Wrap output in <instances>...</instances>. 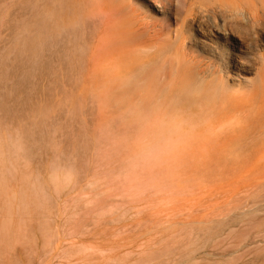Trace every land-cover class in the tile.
Returning a JSON list of instances; mask_svg holds the SVG:
<instances>
[{"label":"rangeland","instance_id":"rangeland-1","mask_svg":"<svg viewBox=\"0 0 264 264\" xmlns=\"http://www.w3.org/2000/svg\"><path fill=\"white\" fill-rule=\"evenodd\" d=\"M76 1L96 31L68 74L75 29L45 36L51 0H0V126L23 127L31 162L28 171L0 172V264H264V36L246 56L259 72L223 73L217 98L181 104L180 82L167 85L158 116L174 124L160 123L166 133L156 137L152 118L145 136L142 105L157 109L154 92L117 88L172 44L167 19L139 11L132 42L111 17L112 0ZM195 1L226 16L236 9L243 32H255L253 17L264 21V0ZM103 14L113 22L99 27ZM75 17L64 12L61 21ZM203 40L198 65L236 53L225 36L214 60L215 40ZM144 139L173 146L133 170L129 158ZM52 165L67 172L59 183L48 180ZM29 175L40 177L39 199Z\"/></svg>","mask_w":264,"mask_h":264},{"label":"bare ground","instance_id":"bare-ground-1","mask_svg":"<svg viewBox=\"0 0 264 264\" xmlns=\"http://www.w3.org/2000/svg\"><path fill=\"white\" fill-rule=\"evenodd\" d=\"M141 1L142 3L138 5L137 3H132L131 0H128V2L126 0H112L113 3H116L117 10L111 17L116 19V21L120 20L123 25L125 24L128 26L126 33L132 42H137L141 33V25L138 23L137 18L141 16L142 13L139 11L142 12L143 10L146 15L148 13L149 16L146 18L151 20L153 16L157 18L158 15L164 20L167 19L163 25H165L168 30L172 44H169L164 49H160L156 61L144 65L139 72H133L128 76L122 77L119 87L117 88L127 90L129 86L134 85V87L141 89L143 93L145 92L146 95L149 91L154 92L155 100L158 103L156 106L157 109H151L152 106L146 104L145 99L142 105L141 121H143L145 136L149 135L148 126L152 118L155 123L159 122L154 129V135L156 134V137L166 133L162 125L159 127L160 123H166L168 126L174 124V116L169 120H164L165 116H158L160 108L159 100L166 96V90H168L166 89L167 85L168 87L171 85L170 90L172 89V82H176L177 80L180 82L178 94L175 96V102H181L182 104L183 102L189 101V99H195L194 97L197 96L201 97V101L202 98L208 100L210 97L217 98L221 95V91L224 90L225 87L223 73L229 71H234L235 73L237 71L250 72L252 69L259 72L255 61L253 62L246 59V56L248 54H253L254 45L258 42L256 36L259 38L264 36V21H260V18L253 17V19H251L250 17L255 32H250L246 27L243 32L238 22L237 11L233 9L234 7L232 8L233 10L230 11L231 15L226 16V11L221 7L214 8L212 6H207L201 1L197 2L191 0L190 3L187 4L185 0H179L180 6L177 5L175 0ZM197 4H199L198 7ZM51 5L43 20L45 36L51 39L59 32L66 33L68 29H75V33L72 34L73 45L70 51V57L67 59L68 61L66 63L62 64L66 73L71 74L79 67L78 64H80V60L85 55L87 46H89L88 36H93L96 29H91L87 24L90 21H85V18L81 14L82 10L78 9V1L51 0ZM21 7L17 5L19 11H21ZM236 8L238 7L236 6ZM64 12H67V14L74 13L76 15L75 20H73L71 24H65L61 21V16ZM137 13L140 14L137 15ZM29 14L31 15L27 8H25L23 15L19 17L24 18V22H27V19H30L27 17ZM100 17L99 27L101 25H108L106 23L109 21L113 22L106 14ZM229 18L231 20H229ZM171 20L176 24L180 22V28L170 29L171 25L169 22ZM159 32H161V30ZM79 33L80 35H78ZM236 35H238V37ZM225 36H228L232 48L236 51V53L232 54L230 59L227 57L224 58V61L216 63L209 58L208 61H201V65L194 63V60L203 58L204 53L201 51V42L204 43L203 39L210 42L215 40L213 44H216V48L211 50L213 53L212 56L215 58L214 60L218 58L221 59L220 56L224 54L226 47L221 43L219 44L218 40H223ZM168 56L170 60H168ZM159 88L165 90L160 97L156 96ZM113 99L114 101L116 100L117 103L119 102L116 95H113ZM171 146L173 145L171 144ZM170 150L171 149H169V151ZM11 174L13 173H9L10 176ZM2 181L3 179L1 182Z\"/></svg>","mask_w":264,"mask_h":264},{"label":"clouds","instance_id":"clouds-1","mask_svg":"<svg viewBox=\"0 0 264 264\" xmlns=\"http://www.w3.org/2000/svg\"><path fill=\"white\" fill-rule=\"evenodd\" d=\"M180 6L179 0H175ZM171 147L167 139H144L138 151L134 152L128 161L133 170L149 166L157 157ZM26 133L21 126L7 124L0 126V172L28 171L31 168ZM67 177L64 169L55 165L50 166L48 180L56 183ZM26 179L31 181L33 195L36 198L44 196V187L39 176L29 175Z\"/></svg>","mask_w":264,"mask_h":264}]
</instances>
